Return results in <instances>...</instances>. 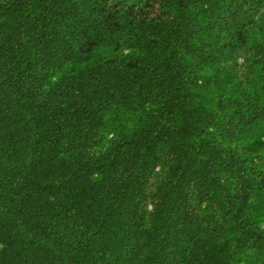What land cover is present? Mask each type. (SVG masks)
I'll return each instance as SVG.
<instances>
[{
  "label": "trees",
  "instance_id": "trees-1",
  "mask_svg": "<svg viewBox=\"0 0 264 264\" xmlns=\"http://www.w3.org/2000/svg\"><path fill=\"white\" fill-rule=\"evenodd\" d=\"M0 264H264V0H0Z\"/></svg>",
  "mask_w": 264,
  "mask_h": 264
}]
</instances>
